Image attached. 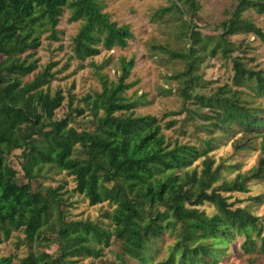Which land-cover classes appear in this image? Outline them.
Returning <instances> with one entry per match:
<instances>
[{
  "label": "trees",
  "instance_id": "obj_1",
  "mask_svg": "<svg viewBox=\"0 0 264 264\" xmlns=\"http://www.w3.org/2000/svg\"><path fill=\"white\" fill-rule=\"evenodd\" d=\"M168 2L154 15L175 13L187 46L154 48L183 64L182 70L167 76L178 83L180 109L159 117L133 113L147 101L143 95H125L134 85L126 80L133 58L121 57L113 80L101 74L99 90L76 100L68 94L65 110L54 118L64 95L60 88L50 91L54 62L39 66L35 49L43 33L57 39L55 27L62 12L67 22H79L71 40L78 60L123 48L132 33L128 25L111 20L99 0H0V242L11 232H21L30 247L53 246L50 252L28 250L19 264L96 259L112 240L118 243L113 254L117 264H217L228 257L229 247L244 255H264V219L246 207H234L227 202L229 196H223L246 192L248 180H264V108L243 96L247 90L252 98H264V73L246 66L244 45L230 40L237 34L263 38L243 11L264 15V0H236L228 18L203 34L193 22L195 0ZM186 15L187 20L182 18ZM217 56L230 60L228 83L208 94L194 91L204 87L199 64ZM29 74V80L22 79ZM186 102L195 108L188 109ZM181 111L188 121H200L205 136L197 144L170 142L163 132L175 124L164 117ZM235 134L233 151L252 149L256 139L259 157L245 172L222 179V173L237 170L236 164L214 165L209 151ZM11 151L18 152L24 182H17V172L7 160ZM50 169L70 176L72 192L87 204L106 203L109 210L103 217L110 227L67 218L60 186L51 188L38 180ZM205 203L213 212H205ZM164 236L169 239L162 247ZM9 263V257H0V264Z\"/></svg>",
  "mask_w": 264,
  "mask_h": 264
},
{
  "label": "rangeland",
  "instance_id": "obj_2",
  "mask_svg": "<svg viewBox=\"0 0 264 264\" xmlns=\"http://www.w3.org/2000/svg\"><path fill=\"white\" fill-rule=\"evenodd\" d=\"M99 1L102 4V11L106 12L109 18L115 21L117 25H128L132 38L127 41L123 48H113L108 51L101 50L99 54L87 57L84 61L78 60L71 51V40L79 22H67V13L65 10L62 12L55 27L57 39H48L47 32L43 33L39 40V46L35 49V56L38 58L37 63L39 66L54 62V66L51 68L54 74L53 79L49 83L50 91L60 88L64 95L63 105L55 109L54 118H59L65 110L64 104L68 94H73L76 100V98L86 94V92L99 90L97 78L101 74L105 75L106 79L113 80L118 75V61L121 57L126 60L130 57L133 58V66L126 80L133 81L134 85L125 91V95L128 97L143 95L147 101L146 105L135 108L133 113H147L151 116L159 117L164 112H176L179 110L182 100L176 91L178 83L173 79L167 78V76L182 70L183 64L181 61L172 59L154 48L160 45L170 50H182L183 47L187 46L185 37L180 35L178 16L175 13L170 11L162 15V17L154 15V11L157 8L169 5L168 0ZM195 1L198 6L195 10L196 15L193 18V22L202 34L212 32V29L220 21L228 18L229 11L236 3V0ZM243 16L260 28L263 38L258 39L251 34H237L231 36L230 40L233 43L241 42L244 45L242 49L245 50L246 66L264 73V15H257L252 10L246 9L243 11ZM182 18L187 20V15L182 16ZM235 54L236 51L232 53V55ZM92 64L98 67L96 68ZM198 72L201 74L204 87L197 88L194 91L208 94L214 87L228 83L231 75L230 60L225 59L224 61L218 56L215 58L205 57L198 66ZM30 75H25L22 79L29 80ZM246 93L243 96L251 100L253 106L264 108V98H252ZM185 106L188 109L195 108L191 102H186ZM164 118L165 120H175L172 128L163 131L170 142L177 140L178 142H186L192 145V143L197 144L205 136V133L198 127L200 121L198 119L188 121L183 111ZM75 120L82 124L84 122L81 117H77ZM76 124L73 123L74 126L81 127L80 124ZM236 136L238 134L227 136L223 140L220 139L218 145L209 151L214 160V165L218 162L224 165L236 164L237 170L230 173H222V179H229L236 172H245L255 165L259 157V151H257L259 140L256 139L252 149L233 151L230 145ZM17 154V151H11L7 155V160L17 172V182H24L25 178L19 168ZM196 163H199V160ZM38 180L41 184L51 188L56 185L60 186V190L63 192L62 196L67 204L64 207L67 210V218L100 222L107 228L110 227L107 220L103 217L104 211L109 210V206L106 203L87 204L82 195L72 192L73 182L71 177L64 172L55 171L54 169L45 170L43 176L39 177ZM33 186L34 184L31 182L30 187ZM246 186L248 188L246 192L227 193L223 194V196H229L227 202H232L234 207H246L255 217L263 220L264 180H248ZM253 196L258 197L259 201L252 200ZM202 208L206 213L213 212V207L206 203ZM168 239L169 237L164 236L160 243L162 247L168 242ZM35 249L50 252L53 246L46 248L45 246L36 247L31 245L30 247L24 244L21 232H11L6 240L0 242V257H9V264H19L20 257L24 256L28 250L33 251ZM117 249L118 243L112 240L108 247L102 249V255L99 258L76 257L65 264H117V260L113 257ZM230 249L231 247L227 250L228 257L217 264H245L247 258L251 259V264H264V255H244L234 250L230 251ZM160 255H162V252H160ZM128 264L138 263L129 260Z\"/></svg>",
  "mask_w": 264,
  "mask_h": 264
}]
</instances>
